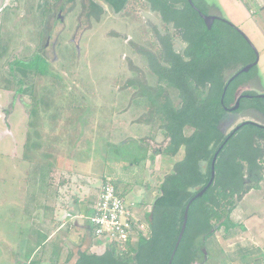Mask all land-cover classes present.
<instances>
[{
  "label": "rangeland",
  "instance_id": "obj_1",
  "mask_svg": "<svg viewBox=\"0 0 264 264\" xmlns=\"http://www.w3.org/2000/svg\"><path fill=\"white\" fill-rule=\"evenodd\" d=\"M19 1V7H7L0 17L3 21L0 107L10 109L14 104L8 115L0 109V264H9L11 257L14 264H21L16 263V258L24 261L35 248L29 216L27 211L21 210L25 205V187L19 184L24 181L23 177L30 181L39 175L38 163L54 164L50 175L55 190L61 186V177L73 173L74 178L80 179L78 175H81L86 181L77 188L84 187L90 196L93 192L90 188L97 187L103 174H110L119 189H128L125 194L128 205L138 206L142 202L151 206L155 197L149 185L158 191V176L171 172L173 164L184 153L181 151L173 158L156 155L153 162L144 160L148 142L152 145L150 156L165 140L158 128V118L148 121L151 113L147 102L136 96L137 90L126 87L127 82L135 78L149 84L157 81L139 49L159 55L156 31L163 34L165 24L146 0H131L118 14L103 4L106 12L99 22L87 16L88 7L84 6L87 0L74 3L66 0L63 8L57 6V0H48V5L44 0ZM2 2L0 0V7ZM207 2L208 14L224 15L245 33L259 52L256 78L245 84L244 91L264 94V12L259 6L264 5V0ZM50 32L52 37L47 42ZM174 45L180 51L185 47L178 36ZM37 54L48 60L51 72L31 79L39 109L43 111L36 122L43 148L35 150L34 162H31L25 161L23 156L27 134L32 131L28 125V106L33 100L17 93L16 79L8 82L3 70L9 59L30 61ZM19 61L12 66L17 67L18 72L29 65V61L27 66ZM132 67L143 73L135 75ZM9 85L8 90L4 89ZM247 120L264 124V114L254 109L228 112L222 127L229 132ZM153 136L155 141L149 139ZM49 154L52 157L47 159ZM27 186L34 188L33 184ZM262 187L260 192L252 191L240 206L246 215L259 211L261 226L264 224V181ZM15 202H19V206ZM95 242L98 250L105 249L100 237H95ZM236 246H233L234 253ZM208 250L211 258L207 264H221L222 254L212 249L210 243ZM261 253L264 254V249ZM256 258L257 264H264L260 261L263 257L254 249L245 255L233 256L234 262L230 264H250Z\"/></svg>",
  "mask_w": 264,
  "mask_h": 264
},
{
  "label": "trees",
  "instance_id": "obj_2",
  "mask_svg": "<svg viewBox=\"0 0 264 264\" xmlns=\"http://www.w3.org/2000/svg\"><path fill=\"white\" fill-rule=\"evenodd\" d=\"M87 1L84 4L88 7L87 16L99 22L106 12L103 4L118 14L131 0ZM146 1L165 24V34L156 31L159 55L139 49L157 81L149 84L131 79L126 87L137 90L136 96L147 102L151 113L148 121L158 118V128L165 140L150 156L148 152L152 145L148 142L144 160L153 162L156 155L173 158L182 150L184 153L174 163L173 171L157 178L158 195L149 215L142 217L148 223L147 234L140 233L136 244L125 249L109 246L99 255L82 251L77 264H169L189 203L186 229L171 264H207L211 258L208 242L221 228L235 227L232 212L247 193L260 189L263 180L264 124L247 120L229 132L222 127L228 112L254 109L264 114V96L239 92L242 85L256 76L257 66L249 72L238 73L256 60L257 50L253 43L222 14L218 15L220 18L214 21L212 28H208L196 9L208 14L207 0H193L196 7L189 0ZM43 2L49 4L48 0ZM261 10L264 12V5ZM176 35L185 44L181 51L174 45ZM18 61V58L9 59L3 72L8 82L16 79L17 93L26 94L33 100L28 106V125L32 131L27 134L23 159L34 162L35 150L43 148L36 125L43 111L39 109L31 79L49 75L51 71L42 54L30 61L21 59L19 62L23 66L29 61V69L23 67L19 72L15 70L17 67H12ZM9 88L10 85L4 89ZM239 99L240 107L231 111ZM13 108V103L10 109L0 107L7 115ZM149 139L156 140L155 136ZM217 152L215 176L209 185ZM51 157L49 154L46 158ZM38 164L40 168L36 172L42 178L50 174L54 165L50 161ZM205 188L204 194L196 197ZM250 264H257V258Z\"/></svg>",
  "mask_w": 264,
  "mask_h": 264
},
{
  "label": "crops",
  "instance_id": "obj_3",
  "mask_svg": "<svg viewBox=\"0 0 264 264\" xmlns=\"http://www.w3.org/2000/svg\"><path fill=\"white\" fill-rule=\"evenodd\" d=\"M20 4L19 0H3L0 7V17L4 14L7 7H19ZM259 6L262 5L259 4ZM1 20L0 28L3 25ZM245 84L240 87L239 92H244ZM171 169L173 171V166ZM50 174L43 178L39 175L35 176L30 181L23 177L22 179L25 178L24 181L19 184L25 187L23 198L25 205L23 208L21 206V210L27 211V216H29L31 223L29 230L32 232V241L35 248L30 250L29 256L24 261L16 258V263L18 261L21 264H77L82 251L86 250L97 255L105 252L106 247L104 250H98L95 245V237L87 220L97 201L102 180H100L97 187L94 185L93 188H90L93 192L89 196L90 193L88 194V191L83 190L85 189L84 187L77 188V185L83 186L86 184L81 175H78L81 177L80 179H76L73 177V173L70 175L66 174L64 178L61 177L60 181L65 182H62L61 186L55 190L52 184L54 179ZM103 176L105 175L103 174ZM263 181L264 176L260 183V189L251 190L247 193L232 212L231 219L235 227L229 230L221 228L210 239L212 241L208 242L212 249H217L222 254L221 260L223 264L234 262L231 259L233 256L236 258L245 255L246 252L252 249L259 257H263L260 261H264V254L261 253L264 249V224L262 223V226L260 224L261 219L257 215L259 211L246 215L240 208L242 202L252 191H262ZM25 184L26 186H24ZM27 184H33L34 188L29 189ZM149 189H152L156 198L158 191L153 185L149 186ZM127 190L126 188L124 189V194L128 192ZM15 203L19 206V202ZM134 206L145 217L149 215L152 209V205L148 206L142 202L138 203V206L137 204ZM233 246H236V253H234ZM8 262L9 264H14L13 257L9 258Z\"/></svg>",
  "mask_w": 264,
  "mask_h": 264
},
{
  "label": "built area",
  "instance_id": "obj_4",
  "mask_svg": "<svg viewBox=\"0 0 264 264\" xmlns=\"http://www.w3.org/2000/svg\"><path fill=\"white\" fill-rule=\"evenodd\" d=\"M142 217L133 204H127L124 189L116 186L113 176L105 175L93 212L87 217L94 237H100L106 248L134 246L140 233L147 234L148 223Z\"/></svg>",
  "mask_w": 264,
  "mask_h": 264
},
{
  "label": "water",
  "instance_id": "obj_5",
  "mask_svg": "<svg viewBox=\"0 0 264 264\" xmlns=\"http://www.w3.org/2000/svg\"><path fill=\"white\" fill-rule=\"evenodd\" d=\"M189 2H190L191 4L194 5L193 0H189ZM194 7H196V6L194 5ZM196 9L199 11L201 17H202L203 20L205 21V24L207 25L208 28H212L214 21H215L216 19L220 18L218 15H210V14L203 13V12H201L197 7H196ZM247 38H248V37H247ZM248 40H249V38H248ZM253 46H254V45H253ZM254 47H255V46H254ZM256 50H257V49H256ZM256 53H257L256 60H255L254 62L249 63V64L245 65L244 67H242L238 73L249 72L253 67H255V66L258 65V63H259V59H260V55H259V52H258V51H256ZM242 96H249V97H251V95H240V97H242ZM257 96H260V97H261V96H264V94H259V95H257ZM240 97H239V98H240ZM239 107H240V99L237 100L236 104H235L234 106H232V107L230 108V110H231V111H233V110H237ZM237 128H238V127H237ZM221 149H222V147H220V150H221ZM217 156H218V152L216 153V155H215V157H214V159H213V162H212V179H211L209 185L212 183V181H213V179H214V176H215V164H216ZM205 190H206V188L203 189L202 191H200V192L196 195V197L202 196V195L204 194ZM189 207H190V203H189V204L187 205V207H186L185 215H184V221H183V224H182V228H181V231H180V234H179V237H178V241H177V244H176V248H175V250H174L173 253H172V256H171V258H170L169 264L172 263L173 257H174V255H175V253H176V249H177V247H178L180 241L182 240V237H183L184 231H185V229H186L187 220H188V211H189Z\"/></svg>",
  "mask_w": 264,
  "mask_h": 264
},
{
  "label": "flooded vegetation",
  "instance_id": "obj_6",
  "mask_svg": "<svg viewBox=\"0 0 264 264\" xmlns=\"http://www.w3.org/2000/svg\"><path fill=\"white\" fill-rule=\"evenodd\" d=\"M65 1L66 0H57V2H59V4H57L58 7H64L65 6ZM68 1V0H67ZM76 1V0H75ZM75 1H68L69 3H74ZM63 3V4H62ZM61 16V15H60ZM62 21H64L63 17H61ZM51 37H52V34L51 32L48 33V37H47V42L51 40ZM48 44H46L44 47H47ZM132 70H133V73H135V75L137 73H139L141 71V73H143L142 70L138 69L137 67H132ZM136 79V78H135ZM131 80V79H130ZM129 80V81H130ZM139 82H142V83H145L146 81L143 80L142 78L141 79H138Z\"/></svg>",
  "mask_w": 264,
  "mask_h": 264
}]
</instances>
